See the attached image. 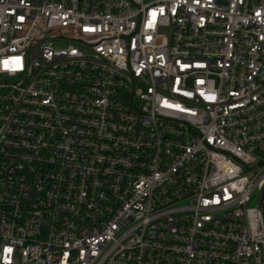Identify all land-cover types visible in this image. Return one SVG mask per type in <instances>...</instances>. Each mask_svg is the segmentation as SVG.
I'll use <instances>...</instances> for the list:
<instances>
[{
	"label": "built area",
	"instance_id": "1",
	"mask_svg": "<svg viewBox=\"0 0 264 264\" xmlns=\"http://www.w3.org/2000/svg\"><path fill=\"white\" fill-rule=\"evenodd\" d=\"M0 264H264V0H0Z\"/></svg>",
	"mask_w": 264,
	"mask_h": 264
}]
</instances>
